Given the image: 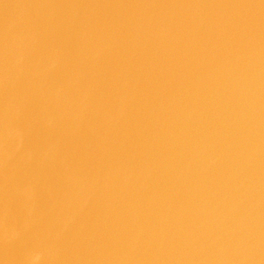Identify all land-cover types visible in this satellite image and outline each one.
Returning a JSON list of instances; mask_svg holds the SVG:
<instances>
[{
  "label": "water",
  "instance_id": "1",
  "mask_svg": "<svg viewBox=\"0 0 264 264\" xmlns=\"http://www.w3.org/2000/svg\"><path fill=\"white\" fill-rule=\"evenodd\" d=\"M0 264H264V0H0Z\"/></svg>",
  "mask_w": 264,
  "mask_h": 264
}]
</instances>
